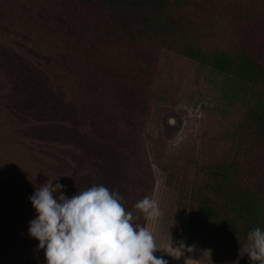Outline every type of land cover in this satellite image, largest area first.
Returning <instances> with one entry per match:
<instances>
[{
  "label": "trees",
  "instance_id": "1",
  "mask_svg": "<svg viewBox=\"0 0 264 264\" xmlns=\"http://www.w3.org/2000/svg\"><path fill=\"white\" fill-rule=\"evenodd\" d=\"M165 58L222 78L174 142L158 121L180 89ZM154 167L181 200L185 252L250 264L241 246L264 228V0H0V264H45L28 224L47 179L69 198L103 184L146 227L134 205L153 198Z\"/></svg>",
  "mask_w": 264,
  "mask_h": 264
},
{
  "label": "clouds",
  "instance_id": "2",
  "mask_svg": "<svg viewBox=\"0 0 264 264\" xmlns=\"http://www.w3.org/2000/svg\"><path fill=\"white\" fill-rule=\"evenodd\" d=\"M56 180L47 179L29 197L36 215L28 236L38 241L45 264H168L154 255L161 249L152 233L135 222L139 217L125 209L118 193L93 184L69 198ZM134 207L147 221L162 215L151 196ZM176 247L185 250L183 243ZM241 247L250 264H264V228L249 230Z\"/></svg>",
  "mask_w": 264,
  "mask_h": 264
},
{
  "label": "rangeland",
  "instance_id": "3",
  "mask_svg": "<svg viewBox=\"0 0 264 264\" xmlns=\"http://www.w3.org/2000/svg\"><path fill=\"white\" fill-rule=\"evenodd\" d=\"M162 65L169 70L172 79L179 81L178 102L170 111L159 117L161 136L168 142L178 139L185 117L196 113L202 105L211 106L218 96L221 76L203 69L200 73L185 60L165 58ZM155 189L153 200L162 215L154 221H147L146 227L152 233L158 250L168 264H205V250L184 252L176 247L186 241V230L177 223V211L181 200L175 190L165 185V175L154 167Z\"/></svg>",
  "mask_w": 264,
  "mask_h": 264
}]
</instances>
